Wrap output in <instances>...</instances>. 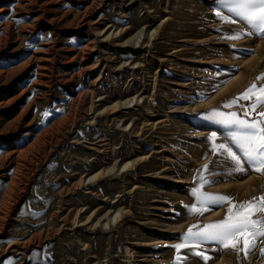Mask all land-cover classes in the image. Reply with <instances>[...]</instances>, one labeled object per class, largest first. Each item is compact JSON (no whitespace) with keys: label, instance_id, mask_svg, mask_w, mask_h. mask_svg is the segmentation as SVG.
I'll return each mask as SVG.
<instances>
[{"label":"rangeland","instance_id":"374dc122","mask_svg":"<svg viewBox=\"0 0 264 264\" xmlns=\"http://www.w3.org/2000/svg\"><path fill=\"white\" fill-rule=\"evenodd\" d=\"M215 11L213 0H0V264H174L179 234L229 206L189 214L190 189L264 195V172L230 174L216 145L233 129L207 115L254 102L224 107L264 73V35L229 38L249 26ZM106 212L117 219L103 228ZM261 248L264 237L247 255L208 242L209 259L183 248L180 264H264Z\"/></svg>","mask_w":264,"mask_h":264},{"label":"snow or ice","instance_id":"6c2138e0","mask_svg":"<svg viewBox=\"0 0 264 264\" xmlns=\"http://www.w3.org/2000/svg\"><path fill=\"white\" fill-rule=\"evenodd\" d=\"M213 6L216 9L215 16L222 21L232 22V17L235 16L249 26L247 32L238 30L229 38L237 39L244 34L264 35V0H213ZM250 51V49L244 50L245 54ZM261 77H264V73H261L237 96L224 102V107L231 108L239 102L240 98L251 100L255 97L254 102L241 106L244 109L243 116L236 111L224 112L219 108H212L207 112L210 120L233 129L224 138L223 143L216 145V150L222 151L232 163L230 174L232 172L246 173L245 165L264 172V112H257L253 116L257 106L264 104V83H257ZM249 116L252 118H246ZM216 136L217 133L212 132L209 139L215 140ZM232 145L239 149V153L233 150ZM209 167L204 165L205 170ZM214 175V173H208L209 177ZM214 182H216L214 179L200 176L201 186ZM190 194L195 198V202L185 205L189 214L202 213L209 207L226 201L229 202V206L223 219L205 223L196 230H194L195 226L190 225L187 231L179 234L181 242L171 245L177 249L174 264H180L182 257L179 250L183 248H189L193 254L205 260L209 259L207 253L199 249L208 242L217 247H231L247 255L255 247L257 239L264 237V215H256L264 209V195H261L259 199L253 197L251 200L237 203L233 202L231 196L226 193H207L193 188L190 189ZM260 252L264 254V248H261Z\"/></svg>","mask_w":264,"mask_h":264},{"label":"bare ground","instance_id":"6f19581e","mask_svg":"<svg viewBox=\"0 0 264 264\" xmlns=\"http://www.w3.org/2000/svg\"><path fill=\"white\" fill-rule=\"evenodd\" d=\"M101 31L98 29V31L96 33H100ZM132 38L129 39V41H131ZM16 159H18V157H16ZM127 164V162H126ZM125 164V165H126ZM11 184V183H10ZM13 186V185H12ZM4 198V197H3ZM2 200V199H1ZM4 202V201H3ZM1 205V204H0ZM217 211V210H216ZM79 212V211H78ZM215 212V211H214ZM106 212V216H107V221L106 222H101V221H97V223L102 224L103 228H105L106 226H108L110 224V222L115 221L117 219V216L114 214L113 216H109V214ZM119 215V214H118ZM101 226V225H100Z\"/></svg>","mask_w":264,"mask_h":264}]
</instances>
